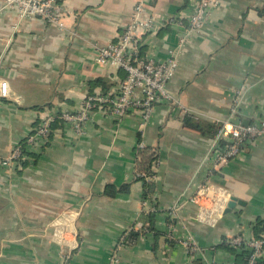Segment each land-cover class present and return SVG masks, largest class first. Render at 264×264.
<instances>
[{
	"label": "crops",
	"instance_id": "1",
	"mask_svg": "<svg viewBox=\"0 0 264 264\" xmlns=\"http://www.w3.org/2000/svg\"><path fill=\"white\" fill-rule=\"evenodd\" d=\"M137 2L66 0L60 23L50 24L21 20L0 0V79L23 99L22 104L0 99V264H62L68 253V264H109L131 229L143 235L119 249L118 264H241V251H230L229 240L255 238V226L264 220V135L216 169L221 140L209 126L229 119L264 122V0H222L205 28L189 39L168 83L180 104L158 103L144 137L137 112L118 120L94 110L84 135L56 121L49 140L28 150L25 165L4 164L48 113L78 112L88 95L119 89L125 72L96 59L101 47L122 34ZM193 9L194 0H149L148 13L158 16L160 26L142 37L146 54L165 61ZM142 138L159 156L148 192L136 179ZM203 183L241 204L215 222H202L189 197ZM109 186L118 191L114 196L106 192ZM212 199L203 198L202 204L211 206ZM180 202L172 219L169 209ZM150 213L153 232L147 229ZM64 215L74 222L67 223L70 233L61 243L57 229ZM187 239L197 251L180 243Z\"/></svg>",
	"mask_w": 264,
	"mask_h": 264
},
{
	"label": "built area",
	"instance_id": "2",
	"mask_svg": "<svg viewBox=\"0 0 264 264\" xmlns=\"http://www.w3.org/2000/svg\"><path fill=\"white\" fill-rule=\"evenodd\" d=\"M66 0H3L4 7L14 9L18 12L21 20L42 19L50 24H59L66 13L64 7ZM222 0H194V9L188 18V27L183 36L180 37L177 47L169 51L168 58L163 62H158L150 56L139 58L140 41L144 35L152 34L158 30V16L148 13L149 0H138L132 12V18L125 27L122 34L115 42L110 43L98 50L97 63L100 65L114 64L125 72L126 77L119 85L115 93L96 92L86 97L84 105L78 112H61L59 114H47L39 126L26 138L27 149L30 150L39 146L42 142L48 141L56 130L53 124L61 121L70 126L78 136L85 133L84 127L90 114L94 110H99L114 116L118 120L127 117L131 112H137L141 123L139 130L144 137V132L153 115L155 106L163 101L180 104L171 95L168 89L169 81L175 76L179 67V58L188 44L189 39L199 34L210 22L213 11L219 7ZM247 90L244 85L237 91L235 107L241 102L243 95ZM0 99L12 100L17 104H22L21 97L12 95L6 80L0 79ZM234 108V109H236ZM264 135V122L251 125H242L225 120L220 125L216 140L226 141L227 144L222 147L220 143L215 149L214 167L220 169L227 166L232 160L239 156L242 146L247 142H253ZM136 162L140 151L150 149L152 153L158 155L155 148L146 146L143 138L137 145ZM27 150V151H28ZM21 146L18 145L11 152L10 156L4 161V164H13L22 158ZM159 159L153 167V177L147 178L152 182L157 179V167ZM139 176H146L145 173L138 172ZM212 197L211 206L202 204V199ZM232 196L220 187L211 183H203L197 186L196 191L189 197L190 203L199 206L198 218L202 222H215L219 216L224 215L228 203ZM183 201V200H182ZM144 206L146 203L144 202ZM183 204L176 203L169 209V215L172 219L178 217ZM73 218L64 215L60 220V231L57 229L58 239L61 243L65 242V233L69 232V225H73ZM72 234L77 236L74 231ZM233 246H243L251 250V255L246 264H256L264 254V237L261 239L244 240L242 237H235L229 240ZM181 244L190 248L191 251H197L198 248L191 245L189 239L181 240ZM74 248L77 245H71ZM123 245L118 243L115 250L112 251L109 264L119 263V249ZM71 253L64 256L62 264H68Z\"/></svg>",
	"mask_w": 264,
	"mask_h": 264
},
{
	"label": "trees",
	"instance_id": "3",
	"mask_svg": "<svg viewBox=\"0 0 264 264\" xmlns=\"http://www.w3.org/2000/svg\"><path fill=\"white\" fill-rule=\"evenodd\" d=\"M137 56L139 58H145L147 56L145 45L139 46V53ZM125 77H126V74H125ZM125 77L123 79H125ZM99 83H101V82H97L95 84L98 85ZM57 122H61V121L58 120ZM198 127L201 128L200 125H198ZM53 129L54 130L57 129L55 126V123L53 124ZM219 129H220V126H218V125L217 126L216 125H210L209 126V132L212 131L211 134L213 136L217 135ZM226 144H227V142H225V141L220 142V146H222V147H224ZM20 146H21V150L23 153L22 157L28 156V154H27L28 149H27L26 140H24L20 144ZM158 159H159V156L157 154L152 153L150 149H145L143 151H140V153H139V157H138V160L136 162V179L143 181L145 189L147 192L151 191L153 189L155 181L150 182L147 180V178L153 177V175H154L153 167H154L155 162ZM17 163L25 165V162H23L22 158L20 160H18ZM137 171L145 173L146 176L142 177V176L137 175ZM106 192L108 194L114 196L116 194V192H118V191L116 190V188L109 186ZM146 217H147V220L149 221V227L147 228L148 232H151V231L153 232L154 227H155L154 214L150 213ZM254 231H255V239H261L262 237H264V220H259L257 222ZM142 235H143V232H138L137 230L131 229L122 235V237L119 241V244L126 246L127 243L132 242L133 240H134V242L137 241L140 238V236H142ZM227 248L232 252L237 251V250L241 251L239 253V255L237 256V258L240 260L241 264H246L248 262L249 257L251 255V250L249 248L245 247V245L237 247V246H233L230 242H228ZM263 259L264 258H260L256 264H263V261H262Z\"/></svg>",
	"mask_w": 264,
	"mask_h": 264
},
{
	"label": "water",
	"instance_id": "4",
	"mask_svg": "<svg viewBox=\"0 0 264 264\" xmlns=\"http://www.w3.org/2000/svg\"><path fill=\"white\" fill-rule=\"evenodd\" d=\"M237 204H241V202L237 198L232 197L226 210L224 211V215L230 213L237 206Z\"/></svg>",
	"mask_w": 264,
	"mask_h": 264
}]
</instances>
